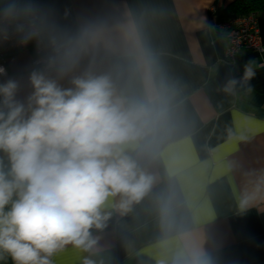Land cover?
Here are the masks:
<instances>
[{"label": "crops", "instance_id": "1", "mask_svg": "<svg viewBox=\"0 0 264 264\" xmlns=\"http://www.w3.org/2000/svg\"><path fill=\"white\" fill-rule=\"evenodd\" d=\"M234 0H7L42 23L54 62L33 65L31 45L8 57L16 99L27 104L31 76L63 89L108 76L116 94L165 110L155 134L126 151L153 177L127 211L109 198L97 244H71L51 264H172L196 250L208 264H264V52L242 49L223 61L218 22ZM264 42V10L259 13ZM0 157L3 154L0 153ZM5 164L7 161L5 159ZM0 264H14L5 254Z\"/></svg>", "mask_w": 264, "mask_h": 264}, {"label": "clouds", "instance_id": "2", "mask_svg": "<svg viewBox=\"0 0 264 264\" xmlns=\"http://www.w3.org/2000/svg\"><path fill=\"white\" fill-rule=\"evenodd\" d=\"M73 84L63 89L33 74L27 104L16 99L15 80L0 84V259L51 264L65 245L90 251L98 240L92 230L106 226L109 198L119 196L117 207L127 211L152 187L126 149L160 130L163 107L118 96L106 75ZM172 264L208 261L193 250Z\"/></svg>", "mask_w": 264, "mask_h": 264}, {"label": "built area", "instance_id": "3", "mask_svg": "<svg viewBox=\"0 0 264 264\" xmlns=\"http://www.w3.org/2000/svg\"><path fill=\"white\" fill-rule=\"evenodd\" d=\"M3 1L7 0H0V3ZM5 8L0 5V67L5 69V72L0 74V82L9 73L8 57L31 45L35 46L37 52L33 58L35 67L53 66L54 62L46 54L42 42L41 20L33 14H25L21 6H17L13 13H6ZM259 13L252 10L225 17L218 22L227 41L223 61L234 64L242 49L264 52Z\"/></svg>", "mask_w": 264, "mask_h": 264}, {"label": "trees", "instance_id": "4", "mask_svg": "<svg viewBox=\"0 0 264 264\" xmlns=\"http://www.w3.org/2000/svg\"><path fill=\"white\" fill-rule=\"evenodd\" d=\"M228 12L246 13L248 11L264 10V0H234L227 7Z\"/></svg>", "mask_w": 264, "mask_h": 264}]
</instances>
